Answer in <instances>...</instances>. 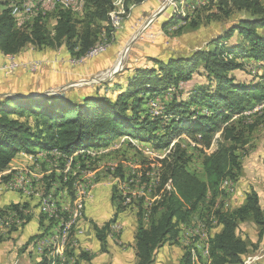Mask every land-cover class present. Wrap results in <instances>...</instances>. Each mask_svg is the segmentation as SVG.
Segmentation results:
<instances>
[{
  "label": "trees",
  "instance_id": "obj_1",
  "mask_svg": "<svg viewBox=\"0 0 264 264\" xmlns=\"http://www.w3.org/2000/svg\"><path fill=\"white\" fill-rule=\"evenodd\" d=\"M6 5L7 2L0 1V53L4 56H17L30 45L40 49L58 48L67 56L78 57L100 42L98 35L102 29L100 27L98 31L99 23L103 30L108 29L113 34L106 28L111 0H86L79 20L69 10H58L21 27H17ZM184 6V15L172 14L168 21L160 23L164 31L170 25L178 24L177 29L189 26L193 23L192 18L200 15L199 10H209L208 15L214 20H227L240 12L249 17L210 35L189 57L152 58L155 66L135 67L125 86L113 85L118 89L114 97L98 92L78 94L77 97L68 96V93L38 96L29 91L33 86L27 83L32 76L37 77L39 69L25 72L31 74L27 78L22 74L24 71L1 74L0 86L11 93L0 97V172L7 169L20 153L30 155L55 149L69 158L79 150L105 149L114 139L123 137L127 142L146 143L159 153L169 150L161 159L142 162V165L147 164L149 171L158 174L148 193L153 201L147 207L145 195L139 196L134 204L138 195L117 194L115 184L110 188L113 215L103 225L93 223L91 226L100 248H106L110 224L125 208L134 204L137 209L136 264H154L158 248L167 241L180 242V223L187 224L194 215L208 229L214 223L221 227L209 239L208 264H243V257L250 247L237 234L238 222L255 223L259 227V239L264 237V213L258 194L255 189L246 192L243 204L234 211H224L213 201L221 193L227 194L220 187L223 181L228 180L233 185L239 178L243 166L238 150L246 147L256 125L264 124V107L253 111L264 102V6L260 0H184ZM50 16L55 20L51 30L46 27ZM78 24L80 29H77ZM250 65L262 70L261 74L255 75L257 79L236 80L232 71H245ZM194 72L201 73L206 84L190 85L189 91L184 92V86ZM13 92L20 97L13 96ZM182 94H186L184 99ZM156 98L161 110L158 115L153 114L150 105ZM183 135L186 138H182ZM188 149L202 155L204 180L188 170ZM91 158L85 153L77 154L72 157L71 166L78 163L83 169ZM152 163H155L154 167L150 166ZM130 172L118 170L116 175L126 182ZM132 176L138 177V174ZM49 177L63 184V174L51 173ZM140 177L137 187L148 181L144 174ZM73 179L67 181L68 189ZM61 187L58 185L56 190ZM5 196L0 194V203L4 202ZM127 199L129 201L124 204ZM24 200V204L21 203L23 211L30 202ZM31 201L37 207V200ZM19 205L5 203L0 206V218L7 210L15 209L24 219L22 225L27 224L29 216L18 209ZM12 227L16 226L12 225L10 229ZM37 236L32 235L30 240ZM183 249L180 264H192L190 252L186 247ZM87 257L81 252L79 259L87 260ZM45 263L44 258L35 262Z\"/></svg>",
  "mask_w": 264,
  "mask_h": 264
},
{
  "label": "rangeland",
  "instance_id": "obj_2",
  "mask_svg": "<svg viewBox=\"0 0 264 264\" xmlns=\"http://www.w3.org/2000/svg\"><path fill=\"white\" fill-rule=\"evenodd\" d=\"M0 1L6 2L8 0ZM130 4L131 9H128V16L123 18L119 29L113 32V34H110L108 29L103 30L101 23H99V26L97 27L99 32L102 29V32L98 35V40L103 41L108 45V50L106 51L107 53L105 52L107 57L104 55V53L102 54L105 56L104 58L106 60H103L102 63L100 62L101 64L97 63V66L92 68L93 70H89V72L86 71L85 73H78L79 70H74L78 69L76 67L81 66L82 64L78 66L58 64L56 69L59 72L57 73V76L55 75L49 77V82H45L44 80L40 82L38 77L32 76L31 80L27 83L29 86H33L32 88H29V91L36 94H42L43 92H49L50 89H55V92L51 91L49 93H68V96L76 95V97L78 94L89 95L98 92L102 96L114 97L118 89L114 88L113 85L119 84L121 86H125L129 80V77L133 75L134 70L136 69L135 67L143 68L155 66L151 61L152 58L166 60L170 56L189 57V54H191L193 50L203 46L204 41L207 40L210 35L217 34L229 26V24L235 23L241 18L249 17L248 14L240 12L235 13L234 16L231 18L229 17L227 20L224 18L214 20L212 17H210V15H208L209 10H199L200 15L196 14L192 18L193 23L189 26L187 25L181 29H177L178 27L176 26L178 24L170 25L168 26L167 30L164 31L160 25L161 22L168 21L172 14L180 13L184 15L186 13L184 0L179 3L174 2V0H127L126 5ZM260 4L264 6V0H260ZM82 14L74 15L79 20ZM54 24L55 20L53 16L48 17L46 27L51 30ZM80 26L81 25L78 24L77 29H80ZM101 57L102 56L99 55L94 59H90L100 61ZM115 66H117V68H115ZM113 68L115 69L114 72L110 73ZM255 71L250 65V67L248 66L245 71L236 69L232 71L233 73H231L235 75L236 80L248 82L251 81V79H257V76L255 77L256 74L262 73V70L260 69ZM38 82H40V84ZM34 83L36 85L38 84V86L32 85ZM194 84H206L204 76L201 73H193L190 82L184 86L186 88L184 92L189 91V86ZM1 90L4 91L6 89ZM25 91H28V89ZM8 94L9 93H7V95ZM182 96L184 99L186 94H182ZM0 97L4 96L0 95ZM256 126L257 127L253 130L250 138L248 139V144L246 147H242L238 150L243 169L239 178L233 184V189L228 190L229 192H227V194L223 195L221 193V195L217 196L213 201V204L220 206L224 211H234L243 204L245 194L239 190V187H241V189L246 191L255 189L259 192L260 206L262 207L264 213V124H258ZM129 142H127L124 137L116 138L107 148L101 149L91 158V160L86 161L83 169H81L79 164L76 163V165L72 166V170L76 171L79 175L82 174L80 173L81 171L84 172L86 170H97L95 179L99 181L98 186L104 185V183H106L107 185L105 186L109 187L108 176H113L115 180L112 179L113 183L110 185V188L113 186V184H115L117 194L123 195L129 192L136 194L139 191L137 186L138 180L142 178L140 177L141 174H144V178H148L146 175L149 172L147 169V164L142 165V162L152 158V153L154 152L153 148H150V146L146 143L140 144L136 141ZM212 148L214 147L212 146ZM188 153L190 155V161L187 166L188 170L190 173L196 175L199 179L204 180L201 167L202 155L194 149H188ZM36 163L40 165L41 170L43 171L48 170L51 172L52 168H54L52 166V162H37L34 159L26 158L25 156H19L15 158L10 164L12 166L19 167L25 166L28 169H31V167H33V165ZM118 170H124L125 173L132 171L129 173L131 176L135 175V173L138 174V177H133L135 183L128 184L124 183V181H121L120 177L116 175ZM51 173L62 174L61 172L54 170H52ZM51 177L57 178L58 176ZM51 177H47L45 181H42L40 187H37L38 192H40L41 189H47H45V187L46 184L50 183L48 181L52 180ZM238 182L239 187H237ZM110 188L109 190L106 189L108 196L105 200V204H98L96 209L98 216L104 215L106 217H104L105 219L108 218L107 221L111 219L114 212V203L110 201L112 194ZM144 194L149 199L148 193ZM4 195H6L4 202H1L0 206H3L5 203H19L20 205L21 203L24 204L25 198H19L13 192L5 193ZM91 199L92 197L89 200ZM137 199H139V196H136L134 199V204L138 202ZM134 204L125 208L124 211L120 213L115 219L120 224V231L118 236H109L107 238L106 248L108 241L119 242L123 231L122 222L124 220H130L131 222L134 221L136 229L137 209L136 205ZM85 205L83 209L84 218L82 217L80 219L79 225L82 228L83 235L89 236L95 234V231L92 230L91 226L96 222L92 223L91 221L87 220L88 217L86 216L87 213L85 211ZM23 213L29 216L30 221L27 224H20L18 226L19 228L12 227L9 231L6 229L4 233H1L0 264H8L13 260V258L16 257L20 258L23 264H27L28 261L33 263V261H36L37 258L36 253L33 250V241L35 237L33 240H30V238L34 234L40 236L41 234L44 235L49 233L48 228L52 225V222L47 216H42L38 208L34 205V201L33 203L32 201L29 202L28 208L25 209ZM107 221L105 220V222ZM198 221H200L198 220V216L194 215L190 218L187 224L180 223V241H182V238L184 240V234L185 232L189 231L188 229L193 230L195 226H199ZM105 222L96 224L101 226ZM218 227L219 225L217 223L212 224L210 228L213 230L211 231L210 229V235L218 231ZM237 234L241 238H244L250 247L248 253L243 257V264H264V237L259 239V227L251 221H239ZM28 240L29 242H27ZM98 242V240L94 239V243ZM192 243L194 242L192 241ZM180 244L183 249V243ZM172 245L173 244H167L160 251L157 257V264H167L168 261H166V255L172 250ZM106 248L104 249V255L106 259H109V257L112 256V253L108 252ZM100 250L103 251L101 248ZM74 252L78 258L79 264L83 261V259H79L81 252H85L88 255L87 258H89L91 255V252L88 248H82L79 246L76 247ZM248 260H250L249 263H247Z\"/></svg>",
  "mask_w": 264,
  "mask_h": 264
},
{
  "label": "built area",
  "instance_id": "obj_3",
  "mask_svg": "<svg viewBox=\"0 0 264 264\" xmlns=\"http://www.w3.org/2000/svg\"><path fill=\"white\" fill-rule=\"evenodd\" d=\"M85 1L86 0H8L6 1V7L15 18L17 27H21L27 25V23H31L37 17H47V15L58 10H69L74 14H82ZM126 3L127 0H111L112 9L108 13V21L106 24V28H109L111 32L118 30L123 18L128 16V9L131 7V4L126 5ZM107 47L108 45L106 43L100 41L90 47L85 55L78 57L65 56V58L57 56L54 59L48 60H23L18 59V55H3L4 60L0 63V75L13 74L17 71L36 72V70L44 65L50 66L54 70H57L56 67L58 64L78 66L90 58H95L105 53L108 50ZM253 68L254 71L257 70L256 67ZM150 105L153 114H160L161 110L158 107L157 98L154 101H150ZM262 107H264V102L257 105L253 111ZM182 137L184 138L185 136L183 135ZM172 144L173 142L170 147ZM97 152V150L92 149L79 150L69 158L64 157L55 149H51L50 151H38L30 155L21 153L22 156L34 159L37 162H52V166L54 167L52 170L59 171L63 174V184L61 182L56 183L49 180V187L47 189L45 187L46 190L41 189L40 192H38L37 187H40L42 181H45L46 178L50 176L52 170L51 172L48 170L43 171L40 165L36 163L31 169L25 166L19 167L10 164L7 169L0 172V194L13 192L26 200L31 201L32 199H36L39 212L43 216H47L52 222V225L48 228V234H41L35 237L33 241V250L37 258L33 263L28 261L27 264H35V262L40 261L42 258L46 261L45 264H79L78 258L74 252L76 247H80V238L83 236L79 221L84 215V205L92 197L93 188L99 181L95 179L97 170L81 171L80 173L82 174L79 175L76 171L72 170L71 161L72 157L77 154L85 153L93 157ZM153 152L152 158H149L148 161H152L154 158H163L169 150L162 153L155 150H153ZM61 162H63V167H60ZM154 164L155 163H152L150 166L154 167ZM146 175L148 181L137 188L139 190L136 193L138 196H144V193H149L152 183L158 179L157 172L149 171ZM108 177L110 180H108V184L110 186L113 183L112 179L115 180V178H113V176ZM71 178L74 179L72 180L70 189H68L66 183ZM133 180V176L128 174L127 181H124V183L130 184ZM60 184L62 187L56 190V187ZM220 187L227 192L233 189L232 183L228 180L223 181ZM127 194L136 195L133 192ZM128 201L129 199H127L124 204ZM145 201L147 207L153 199H148L145 195ZM18 209L23 211L21 205H19ZM23 220L22 216L17 213L15 209L7 210L6 214L0 218V235H2L1 233H4L6 229L9 230L12 225L18 227L22 224ZM198 223V227L195 226L193 230L188 229L189 231L185 232L184 240L182 238L180 243H183L182 245L190 252L192 264H208L210 251L209 239L211 238L210 229H208L202 221H198ZM109 230L108 237L118 236L120 231L119 222L114 220L110 224ZM192 241L194 243H192ZM249 261L250 260H248L247 263H249ZM8 264H23V262L20 258L16 257Z\"/></svg>",
  "mask_w": 264,
  "mask_h": 264
},
{
  "label": "crops",
  "instance_id": "obj_4",
  "mask_svg": "<svg viewBox=\"0 0 264 264\" xmlns=\"http://www.w3.org/2000/svg\"><path fill=\"white\" fill-rule=\"evenodd\" d=\"M107 53V52H106ZM64 52V50L58 49V48H35L33 46H28L25 47L22 52L17 56L18 59H23V60H28V59H54L57 56H62L65 57L67 56V54ZM104 55L106 56L107 54L104 53ZM101 59L100 61L97 60H93V59H89L86 60L85 62L82 63L81 66H78L76 68L78 69H74V70H79V72L85 73L86 71L89 72V70H93L92 68L97 66V63L101 64L103 62V60H106L102 54H101ZM68 57V56H67ZM98 57V56H97ZM107 57V56H106ZM96 58V57H95ZM4 60L3 55L0 53V63ZM101 62V63H100ZM80 67V68H79ZM59 71L52 69L50 66H42L41 68H39L36 76L39 77L41 80H44L45 82H49V77L51 76H57V73ZM114 72V71H112ZM18 72H15V74H17ZM22 74H25V72H23ZM29 75H31L30 73L25 74L24 76L27 78ZM1 77V75H0ZM3 77V76H2ZM24 78V77H23ZM1 89L2 86H0ZM10 93V92H5L3 90H0V95L4 96L5 94ZM16 93V92H13ZM19 156H22L21 153L18 154L16 157L13 158V160ZM13 160L11 162H13ZM10 162V163H11ZM104 185L98 186V184L93 188L94 192H93V196L92 199L89 200L88 202H86L85 205V211H86V217L88 221L96 222L97 224H101L103 222H105V220L107 221V219H105L106 217L104 215L102 216H98V213L96 212L97 210V205L98 204H105V200L107 198V190H109L110 186L107 187ZM237 187H239V182ZM238 189V188H237ZM239 190L241 192H243V194H246V190L241 189V187H239ZM258 194V198H259V204H260V194L258 191H256ZM112 210V209H111ZM105 217V218H104ZM123 220V219H122ZM122 226H123V231L121 234V237L119 239V242H115V241H108L107 244V248L106 250L110 253H112L109 257V259H106L105 255H104V250L101 251L100 250V243H94V239H96L95 234L93 235H89V236H81L80 238V247L82 248H88L89 251L91 252L90 257L87 260H83L82 262H80V264H136L137 261V256H136V250L134 248V237H135V223L134 221L131 222L130 220H124L122 222ZM88 227V226H87ZM219 229L221 227H218ZM217 229V230H219ZM97 240V239H96ZM167 244H173L171 247V251L167 253V259L166 261L167 264H180L182 255H183V249L181 247L180 242H172V241H167L164 245H162L161 247L158 248V252L156 255V259L154 264H157V257L158 254L160 253V251L167 245Z\"/></svg>",
  "mask_w": 264,
  "mask_h": 264
},
{
  "label": "water",
  "instance_id": "obj_5",
  "mask_svg": "<svg viewBox=\"0 0 264 264\" xmlns=\"http://www.w3.org/2000/svg\"><path fill=\"white\" fill-rule=\"evenodd\" d=\"M51 91H53V92H55V89H50L49 90V92H51ZM49 92H47V93H49ZM47 93H43V94H39L38 96H45V95H48ZM4 96H8L7 94H5ZM13 96H16V97H20L19 95H17L16 93L15 94H13Z\"/></svg>",
  "mask_w": 264,
  "mask_h": 264
},
{
  "label": "bare ground",
  "instance_id": "obj_6",
  "mask_svg": "<svg viewBox=\"0 0 264 264\" xmlns=\"http://www.w3.org/2000/svg\"><path fill=\"white\" fill-rule=\"evenodd\" d=\"M115 68H117V66H115ZM115 69L113 68V70L112 71H114ZM112 71H110V73L112 72ZM113 73V72H112Z\"/></svg>",
  "mask_w": 264,
  "mask_h": 264
}]
</instances>
